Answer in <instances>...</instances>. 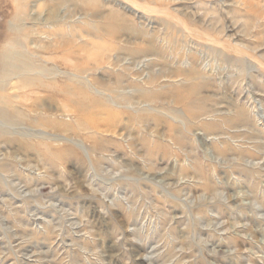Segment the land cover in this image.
Here are the masks:
<instances>
[{"label": "rangeland", "instance_id": "1", "mask_svg": "<svg viewBox=\"0 0 264 264\" xmlns=\"http://www.w3.org/2000/svg\"><path fill=\"white\" fill-rule=\"evenodd\" d=\"M0 264H264V0H0Z\"/></svg>", "mask_w": 264, "mask_h": 264}]
</instances>
